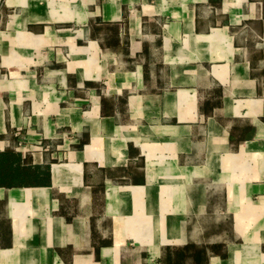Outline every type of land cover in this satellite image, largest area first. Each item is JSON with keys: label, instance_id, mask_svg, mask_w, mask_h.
Returning <instances> with one entry per match:
<instances>
[{"label": "crops", "instance_id": "0c3cea01", "mask_svg": "<svg viewBox=\"0 0 264 264\" xmlns=\"http://www.w3.org/2000/svg\"><path fill=\"white\" fill-rule=\"evenodd\" d=\"M1 154L0 264H264V0H0Z\"/></svg>", "mask_w": 264, "mask_h": 264}, {"label": "trees", "instance_id": "16d2710c", "mask_svg": "<svg viewBox=\"0 0 264 264\" xmlns=\"http://www.w3.org/2000/svg\"><path fill=\"white\" fill-rule=\"evenodd\" d=\"M2 159H4V155L1 154L0 155V161H2ZM1 176L3 177V179L5 181H8L10 183V184L7 183L8 185H11V183L16 180V177L12 173L8 174L7 171H4ZM16 182H17V180H16Z\"/></svg>", "mask_w": 264, "mask_h": 264}]
</instances>
